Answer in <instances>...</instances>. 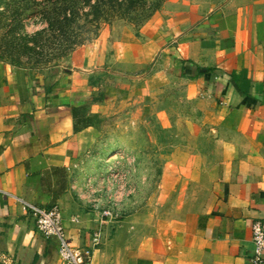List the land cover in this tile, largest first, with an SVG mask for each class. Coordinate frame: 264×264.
<instances>
[{"label": "crops", "instance_id": "crops-1", "mask_svg": "<svg viewBox=\"0 0 264 264\" xmlns=\"http://www.w3.org/2000/svg\"><path fill=\"white\" fill-rule=\"evenodd\" d=\"M75 62L49 78L0 62V253L63 264L29 203L58 205L74 247L90 248L100 230L90 264H251V227L264 221V0H166L138 34L105 30ZM151 66L150 88L187 77L210 133L163 162L147 205L109 206L78 169L101 138L94 117L111 101L109 74Z\"/></svg>", "mask_w": 264, "mask_h": 264}, {"label": "rangeland", "instance_id": "rangeland-1", "mask_svg": "<svg viewBox=\"0 0 264 264\" xmlns=\"http://www.w3.org/2000/svg\"><path fill=\"white\" fill-rule=\"evenodd\" d=\"M165 1L102 0V20L96 30L90 24L94 14L89 6L66 24L58 0H0V62L49 78L73 67L105 30L117 34L130 29L138 34ZM157 70L151 66L139 75L108 76V86L114 88L111 101L101 118L94 117L101 138L92 161L78 171L86 178L83 188L93 197L102 196L109 206L147 205L158 193L163 162L183 142L196 141L197 130L210 133L211 123L198 102L203 96L191 95L185 75L173 72L167 80L158 79L159 85L147 87Z\"/></svg>", "mask_w": 264, "mask_h": 264}, {"label": "built area", "instance_id": "built-area-1", "mask_svg": "<svg viewBox=\"0 0 264 264\" xmlns=\"http://www.w3.org/2000/svg\"><path fill=\"white\" fill-rule=\"evenodd\" d=\"M27 211L34 217L37 231L46 239H56L59 242V256L63 264H90L94 249L101 244V231L92 235V246L87 249L74 247L67 236L63 222L61 208L53 205L49 208L25 204ZM103 216L117 218V214L106 209ZM253 252L250 256L251 264H264V221H257L251 227ZM0 264H17L16 260L0 253Z\"/></svg>", "mask_w": 264, "mask_h": 264}, {"label": "trees", "instance_id": "trees-1", "mask_svg": "<svg viewBox=\"0 0 264 264\" xmlns=\"http://www.w3.org/2000/svg\"><path fill=\"white\" fill-rule=\"evenodd\" d=\"M29 2H33V0H29ZM91 2L92 0H58L57 5H59L60 7V15L61 14L64 15V21L66 20V24H68L69 22L76 21V19L79 18L80 13L83 11L85 13V9L89 6L92 9V13L94 14L93 21L90 24L92 27H95V29L98 30L100 27V22L102 20V17H100V13H99V8H102V0H96L94 4H92ZM156 9L159 8L157 7ZM69 11L70 13H72L71 18H68L67 16ZM80 110L81 108L73 109V115L75 119H78ZM89 120H90L89 117L87 118L82 117L81 119H79V121L83 124L84 127L90 126L91 122ZM78 124H79L78 122L75 123V132L80 131Z\"/></svg>", "mask_w": 264, "mask_h": 264}]
</instances>
